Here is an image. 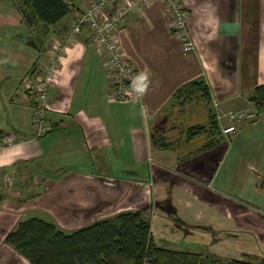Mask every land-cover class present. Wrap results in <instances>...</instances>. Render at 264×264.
Listing matches in <instances>:
<instances>
[{
  "label": "crops",
  "instance_id": "obj_1",
  "mask_svg": "<svg viewBox=\"0 0 264 264\" xmlns=\"http://www.w3.org/2000/svg\"><path fill=\"white\" fill-rule=\"evenodd\" d=\"M89 2H70L69 14L40 44L20 13L22 0H0V131L4 140L27 138L0 152L3 252L20 258L4 239L21 220L39 218L70 232L121 212L143 211L158 244L216 251L222 258L241 259L248 252L264 257V109L250 101L253 90L264 84V0H181L192 51L182 50L161 3L133 14L115 36L148 82L141 103L109 101L113 76L108 58L84 28L64 50L51 82L46 113L51 129L34 139L29 84L50 58L48 42L63 43L75 11ZM196 80L207 84L218 114L250 105L256 119L238 120L236 131L222 134L218 146L194 155L191 146L157 148L152 131L172 122L170 113L162 112L177 90ZM8 181L14 183L11 188ZM93 182L102 193L118 191L123 206H108L104 215L73 227L60 225L63 188L83 187L90 200L86 188ZM81 210L69 205L64 219ZM189 231L197 234L186 235Z\"/></svg>",
  "mask_w": 264,
  "mask_h": 264
},
{
  "label": "trees",
  "instance_id": "obj_2",
  "mask_svg": "<svg viewBox=\"0 0 264 264\" xmlns=\"http://www.w3.org/2000/svg\"><path fill=\"white\" fill-rule=\"evenodd\" d=\"M72 1L22 0L19 10L33 37L45 40L50 28L69 14ZM250 101L264 109V84L253 90ZM212 109L205 81L188 83L176 91L168 106L172 122H167L166 128L156 126L152 142L159 149H169L173 143L169 138L175 137L177 145L194 144L191 155L218 146L223 138ZM4 138L0 131V144ZM4 243L29 264H264V257L244 255L224 262L209 251L176 250L158 244L141 211L121 212L70 232L53 222L25 219L6 235Z\"/></svg>",
  "mask_w": 264,
  "mask_h": 264
},
{
  "label": "built area",
  "instance_id": "obj_3",
  "mask_svg": "<svg viewBox=\"0 0 264 264\" xmlns=\"http://www.w3.org/2000/svg\"><path fill=\"white\" fill-rule=\"evenodd\" d=\"M159 2L163 5L166 15L171 19L172 31L176 33L185 48L194 50V44L188 34L185 18L187 12L181 4V0H90L87 7L75 11V21L69 35L63 43L53 42L48 49L49 59L43 63L30 82L28 90L33 94L35 108L33 114V138L39 139L50 129L46 113L50 109V86L57 79L59 60L67 46L74 44L84 28H88L92 34L95 48L108 58V70L113 76L114 91L109 95L110 99L118 103L133 102V98H141L142 90L137 83V71L128 60L126 54L120 48L115 33L119 26L135 13L142 12L152 4ZM215 118L222 134L228 135L236 131L235 122L238 120H255L256 113L253 108L236 110L224 114H218L219 107L213 103ZM223 115L230 122L223 126ZM18 141H27V138L8 137L0 144V152L5 148L15 145ZM9 188L14 183L8 181Z\"/></svg>",
  "mask_w": 264,
  "mask_h": 264
},
{
  "label": "rangeland",
  "instance_id": "obj_4",
  "mask_svg": "<svg viewBox=\"0 0 264 264\" xmlns=\"http://www.w3.org/2000/svg\"><path fill=\"white\" fill-rule=\"evenodd\" d=\"M14 2V1H13ZM14 4L15 5H19V2H14ZM20 6H21V3H20ZM124 25V24H123ZM122 26V25H121ZM121 26H119V27H121ZM118 27V28H119ZM47 40H48V38L47 39H45V40H40V38H37V41H38V43H40L41 41L43 42V43H46L47 42ZM41 42V43H42ZM51 42V41H50ZM40 43V44H41ZM181 43V42H180ZM50 43L48 42V45H47V49L48 48H50V46H51V44L49 45ZM53 44V43H52ZM119 45H120V43H119ZM181 46H182V50H183V48H185L184 47V45L181 43ZM120 48L122 49V47H121V45H120ZM122 51H123V49H122ZM48 61V60H47ZM46 61V62H47ZM139 77V78H138ZM141 78H142V80H141ZM143 82H145L144 81V78H143V76H142V74H141V76H140V74H139V72L137 73V83L140 85V87H141V90H142V97L141 98H133L134 100H131V101H133V102H126V103H123V104H132V103H136V102H139V103H141V100H142V98H143V92L145 91L144 89L146 88V86L148 85V82H145L144 84H143ZM191 82H193V81H191ZM190 83V82H189ZM188 84V83H187ZM186 84V85H187ZM185 86V85H184ZM113 91H114V85H113V83L111 84V91H110V94H112L113 93ZM176 93V92H175ZM109 94V95H110ZM174 96V95H173ZM109 97V96H108ZM109 101L111 102V103H115V104H121V103H118V102H116L115 100H112V99H110V97H109ZM212 105H213V103H212ZM193 107L195 108V110H197L198 108L197 107H195L194 105H193ZM250 107V105H246V106H243V105H241V106H238L237 107V109L235 108L234 110H231L230 112H232V111H236V110H240V109H242V110H246L247 108H249ZM198 110H200V109H198ZM213 111H212V115H214L215 116V112H214V109H212ZM168 111V110H167ZM167 111L165 112V111H163L162 112V115H165V114H168L167 113ZM229 113V112H228ZM227 113H225L224 115H226ZM223 115V118H222V121H223V125H224V127L227 125V123L228 122H230L229 121V119L227 118V117H225ZM225 119H227V120H225ZM200 119H198L197 121H199ZM225 121H227V122H225ZM159 124V123H158ZM236 124H237V121L235 122V126H236ZM167 127V126H166ZM222 137V136H221ZM169 139H171V141H173V143H172V145H171V147H173V148H177V150L178 151H182V149H184V145H177V143H175L176 142V138L175 137H172V138H169ZM223 141V140H222ZM225 141V140H224ZM199 142V141H198ZM191 145H193V146H191V148H193L194 147V144H191ZM190 145H185V148H188ZM170 147V148H171ZM163 150H165V149H163ZM92 187L94 188V191H97V192H94L93 194H92ZM4 190V189H3ZM3 190H0V192H3ZM86 190H87V194H91L90 195V197H91V199L89 200L88 198H87V195H85L84 193H83V187H73L72 189H70L69 190V188H63V191H64V193H66L67 195H66V198H65V201H64V203H61V207H62V209H61V215L59 216V217H57L56 218V220H57V222H59L60 223V225H66L65 227H73L74 225H77L78 223H82V222H84V221H89V218H92V219H94L93 217H100L101 215H104L105 213H106V211H104L105 209H107L108 208V206L110 207V208H112V207H114V206H123V197L119 194V192L118 191H114L115 193L114 194H112L111 192L110 193H108L107 194V192H104L103 191V193L100 191V185L98 184V183H94L93 182V185H91V187H88V188H86ZM78 193H80L79 195H78ZM121 196V197H120ZM107 200V201H106ZM101 201H103V202H101ZM237 202H238V204L239 205H242L243 203H240L241 201H240V199L237 197ZM72 204H76V205H80L81 207H82V210H81V212L79 211V213H78V216L77 217H75V218H72V217H68V218H65L64 219V217H65V215H66V211H67V209H69V205H72ZM28 205V204H27ZM244 205V204H243ZM139 209H141V208H139ZM253 209H256L258 212H261V211H263V210H261V209H259V208H257V207H253ZM141 212H143V211H141ZM144 214H145V216L146 217H148V214L146 213V212H143ZM69 218H72V219H69ZM86 218H88V219H86ZM255 224H254V229L255 230H257L259 227H257L258 225H259V223H257V222H254ZM261 226V225H260ZM64 227V228H65ZM1 228V227H0ZM261 229H264V226L262 225L261 227H260ZM62 229V228H61ZM66 229V228H65ZM67 229H71V228H67ZM185 229H188V228H185ZM63 230V229H62ZM193 233H191L190 231L188 232V233H186V235H189V234H197L195 231H192ZM163 245H165V247L167 246V247H170L168 244H165V243H163ZM3 246V245H2ZM1 246V247H2ZM1 247H0V264H23L24 263V260L23 259H21L22 257L20 256V258L19 257H15L14 255L11 257V256H9L10 254L9 253H7L6 251H5V253L3 252V250L4 249H1ZM263 247H264V244H263ZM171 248V247H170ZM173 248V247H172ZM179 247H176V249H178ZM178 250H182V249H178ZM213 253H215V254H217L218 252H216V251H214ZM232 252H230L229 254H231ZM236 253V255L237 254H239L240 252H235ZM6 254V255H5ZM17 254V253H16ZM234 254V253H233ZM246 254H248L249 256H251V257H253V256H255V254L254 253H246ZM259 254V253H258ZM18 255V254H17ZM257 255V254H256ZM2 256H5V262H3V259H2ZM223 256V255H222ZM229 256H231V257H234V255L232 256V255H229ZM260 255H258L257 257H259ZM264 256V255H263ZM222 258V257H221ZM259 258H261V257H259ZM223 261L224 262H228V261H231L232 260V258H230V257H226V256H224L223 258ZM16 261H18V262H16ZM3 262V263H2Z\"/></svg>",
  "mask_w": 264,
  "mask_h": 264
}]
</instances>
